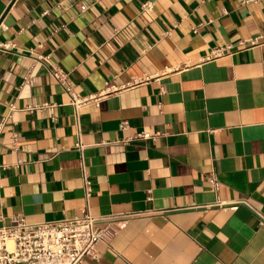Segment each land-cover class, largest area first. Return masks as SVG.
Segmentation results:
<instances>
[{
	"label": "crops",
	"instance_id": "1",
	"mask_svg": "<svg viewBox=\"0 0 264 264\" xmlns=\"http://www.w3.org/2000/svg\"><path fill=\"white\" fill-rule=\"evenodd\" d=\"M263 35L264 0H0V227L87 209L121 227L83 264H264Z\"/></svg>",
	"mask_w": 264,
	"mask_h": 264
},
{
	"label": "built area",
	"instance_id": "2",
	"mask_svg": "<svg viewBox=\"0 0 264 264\" xmlns=\"http://www.w3.org/2000/svg\"><path fill=\"white\" fill-rule=\"evenodd\" d=\"M142 6L144 11L151 12L154 5L147 2ZM263 38L264 35L249 38L241 45H254ZM13 45L10 41L0 42L2 49H9ZM217 51L220 53V50ZM52 74L57 82L66 86L76 106L93 98L79 97L69 82L68 72L61 66H54ZM122 127H125V123H122ZM141 135L150 137L144 132ZM14 139L17 142L16 134ZM86 182L89 183L88 180ZM209 182L211 189H219L220 181L214 173ZM236 204L234 201L226 202L220 199L214 203L223 208ZM83 212L80 217L44 223H30L22 213L12 215L9 224L0 227V264H83L86 257L97 260V245L102 241L110 242L119 232L121 224L113 226L112 222H102V219L95 217L87 209ZM262 223L264 224V220Z\"/></svg>",
	"mask_w": 264,
	"mask_h": 264
}]
</instances>
